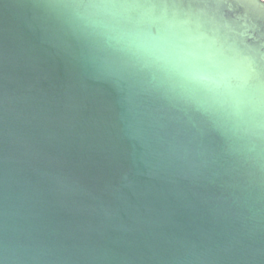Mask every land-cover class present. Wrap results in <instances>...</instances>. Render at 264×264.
Segmentation results:
<instances>
[{"label": "water", "instance_id": "water-1", "mask_svg": "<svg viewBox=\"0 0 264 264\" xmlns=\"http://www.w3.org/2000/svg\"><path fill=\"white\" fill-rule=\"evenodd\" d=\"M0 264H264V0H0Z\"/></svg>", "mask_w": 264, "mask_h": 264}]
</instances>
